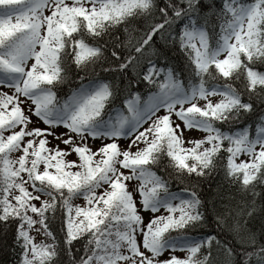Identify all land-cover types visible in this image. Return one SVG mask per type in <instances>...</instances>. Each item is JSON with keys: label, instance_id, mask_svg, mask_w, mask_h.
<instances>
[{"label": "snow or ice", "instance_id": "obj_1", "mask_svg": "<svg viewBox=\"0 0 264 264\" xmlns=\"http://www.w3.org/2000/svg\"><path fill=\"white\" fill-rule=\"evenodd\" d=\"M0 249L264 264V0H0Z\"/></svg>", "mask_w": 264, "mask_h": 264}, {"label": "trees", "instance_id": "obj_2", "mask_svg": "<svg viewBox=\"0 0 264 264\" xmlns=\"http://www.w3.org/2000/svg\"><path fill=\"white\" fill-rule=\"evenodd\" d=\"M218 183H221V177L214 174L213 177L202 186L201 190H214L216 189ZM11 259L12 257L10 254V250L9 253L6 254L3 249H0V264H6V262H9L10 264Z\"/></svg>", "mask_w": 264, "mask_h": 264}, {"label": "rangeland", "instance_id": "obj_3", "mask_svg": "<svg viewBox=\"0 0 264 264\" xmlns=\"http://www.w3.org/2000/svg\"><path fill=\"white\" fill-rule=\"evenodd\" d=\"M57 131H62V129H57ZM49 139L51 140V137H49ZM51 142H52L53 144L57 143V141H54V140L51 141ZM60 146H61V147H64V145H62V144H61ZM68 158H69V159H73V158H75V157L70 155ZM77 202L79 203V201H77ZM40 238L42 239V237H40ZM176 254H177V255H181V256L183 255V253H181V252H177Z\"/></svg>", "mask_w": 264, "mask_h": 264}]
</instances>
